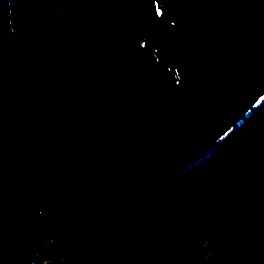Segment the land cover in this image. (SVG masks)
<instances>
[{
	"label": "trees",
	"instance_id": "16d2710c",
	"mask_svg": "<svg viewBox=\"0 0 264 264\" xmlns=\"http://www.w3.org/2000/svg\"><path fill=\"white\" fill-rule=\"evenodd\" d=\"M0 82V264H264V0H0Z\"/></svg>",
	"mask_w": 264,
	"mask_h": 264
},
{
	"label": "water",
	"instance_id": "95a60500",
	"mask_svg": "<svg viewBox=\"0 0 264 264\" xmlns=\"http://www.w3.org/2000/svg\"><path fill=\"white\" fill-rule=\"evenodd\" d=\"M0 121L14 133H28L33 128L24 103L12 89L0 82Z\"/></svg>",
	"mask_w": 264,
	"mask_h": 264
},
{
	"label": "rangeland",
	"instance_id": "374dc122",
	"mask_svg": "<svg viewBox=\"0 0 264 264\" xmlns=\"http://www.w3.org/2000/svg\"><path fill=\"white\" fill-rule=\"evenodd\" d=\"M224 137H225V135H223V136L218 140V142L221 141ZM181 173H182V172L177 173L176 175H174V176L172 177V180L176 179ZM138 206H139V204H137L133 209L137 208ZM115 221H117V219H116ZM111 225H112V224L110 223V225H108L106 228H104V229H103V230H102V231H101L96 237H94V238L88 240V241L84 244V246L86 247V246H88L89 244H91L92 242L97 241L100 237L104 236L107 232L110 231V229H111ZM212 247H213V243H209V242H207V243L205 244V246L202 248V253H203V256H204L205 258H208V257H209V255H210V253H211V249H212Z\"/></svg>",
	"mask_w": 264,
	"mask_h": 264
},
{
	"label": "built area",
	"instance_id": "2783aa9c",
	"mask_svg": "<svg viewBox=\"0 0 264 264\" xmlns=\"http://www.w3.org/2000/svg\"><path fill=\"white\" fill-rule=\"evenodd\" d=\"M9 132L6 133V135H8ZM54 245V241L53 239L48 241V246H53ZM57 264V260L55 258H47V259H43L40 260L39 257H35L31 260V262L29 264Z\"/></svg>",
	"mask_w": 264,
	"mask_h": 264
}]
</instances>
